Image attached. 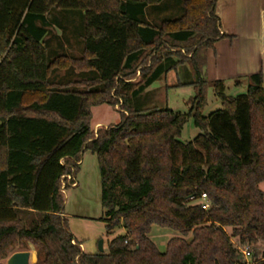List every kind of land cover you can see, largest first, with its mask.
Wrapping results in <instances>:
<instances>
[{"label": "trees", "instance_id": "1", "mask_svg": "<svg viewBox=\"0 0 264 264\" xmlns=\"http://www.w3.org/2000/svg\"><path fill=\"white\" fill-rule=\"evenodd\" d=\"M161 1L0 0V259L29 241L35 264H264L262 73L234 96L223 80L208 81L206 52L225 37L218 0H182L179 17L144 21L146 6ZM56 8L83 11L78 57H47ZM185 63L194 80L174 86L193 87L187 112L134 106ZM66 70L73 79L54 77ZM209 86L220 108L205 115ZM100 104L117 106L120 122L93 129ZM189 118L200 132L182 142ZM84 150L96 156L107 232L125 230L107 252L82 250L64 215L61 182L71 185ZM201 193L207 210L190 201ZM152 225L180 236L159 251Z\"/></svg>", "mask_w": 264, "mask_h": 264}, {"label": "rangeland", "instance_id": "2", "mask_svg": "<svg viewBox=\"0 0 264 264\" xmlns=\"http://www.w3.org/2000/svg\"><path fill=\"white\" fill-rule=\"evenodd\" d=\"M181 14L182 0H163L158 4L146 6L143 20L150 24H159L164 20L179 17ZM48 19L53 26L50 27L45 37L47 57L52 58L57 54L78 57L82 48L83 11L56 8L50 11ZM181 52L187 54L184 49H181ZM148 64L149 56L143 65L137 67V70ZM187 69L185 63L184 65H178L175 71H169L135 99L134 106L136 108L168 107L177 112H187L190 107L189 101L194 96L195 91L190 85L174 86L177 80L180 82L194 80V76ZM136 75H138V72ZM54 77L62 81L74 78L72 70L58 71ZM245 91L246 88L242 85H226V93L232 96ZM205 95L206 104L203 108V114L206 115L220 108V102L214 97L210 86L206 88ZM119 111L117 106L113 107L108 104L93 106L91 108V127L96 130L99 126L118 124L121 120ZM97 123L99 125L94 126ZM199 132L200 130L194 126L192 118H189L181 129L179 139L182 142L190 141ZM81 162L82 164L79 165V170L74 179L75 182H78V185H69L62 194L67 228L85 252H99L98 244L100 241H102L103 252H107L109 242L118 234H124L125 230L119 227L113 233L107 232L105 223L102 220L104 210L101 206L100 177L96 156L89 150H84L81 155ZM258 187L264 196V181L260 182ZM148 236L159 251H164L168 240L172 237H179L180 234L171 228L152 225ZM186 238H189V236ZM19 251H29V264L36 263L35 247L29 241H25L6 257L1 258L0 264H6L7 259L13 253Z\"/></svg>", "mask_w": 264, "mask_h": 264}, {"label": "crops", "instance_id": "3", "mask_svg": "<svg viewBox=\"0 0 264 264\" xmlns=\"http://www.w3.org/2000/svg\"><path fill=\"white\" fill-rule=\"evenodd\" d=\"M216 13L225 37L206 52V79L233 86L238 79L247 88L245 77L262 73L264 87V0H218Z\"/></svg>", "mask_w": 264, "mask_h": 264}, {"label": "built area", "instance_id": "4", "mask_svg": "<svg viewBox=\"0 0 264 264\" xmlns=\"http://www.w3.org/2000/svg\"><path fill=\"white\" fill-rule=\"evenodd\" d=\"M63 177H65L66 179L70 180L72 179V177L70 175H64ZM66 182L65 181H62L61 182V186H60V191L63 193L65 187H66ZM72 186L73 185H76V182L75 180L72 181V183H70ZM190 201L192 203H198L200 204V207L203 209V210H207L209 208V200L206 196L205 193H201L200 197L198 199H194L192 197H190ZM241 253H242V256L243 258L246 260V261H249L250 259V255H251V249L249 246H244L241 248Z\"/></svg>", "mask_w": 264, "mask_h": 264}, {"label": "water", "instance_id": "5", "mask_svg": "<svg viewBox=\"0 0 264 264\" xmlns=\"http://www.w3.org/2000/svg\"><path fill=\"white\" fill-rule=\"evenodd\" d=\"M99 252H103L102 241L98 244ZM30 252L29 251H19L13 253L8 259L6 264H29Z\"/></svg>", "mask_w": 264, "mask_h": 264}]
</instances>
